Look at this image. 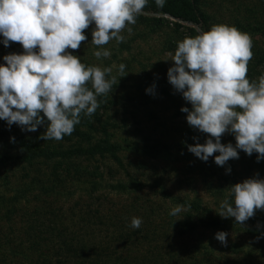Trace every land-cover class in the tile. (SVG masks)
<instances>
[{
    "label": "rangeland",
    "instance_id": "1",
    "mask_svg": "<svg viewBox=\"0 0 264 264\" xmlns=\"http://www.w3.org/2000/svg\"><path fill=\"white\" fill-rule=\"evenodd\" d=\"M192 1L195 9L199 7L202 13L198 23L156 12L153 9L155 0H148L136 23L128 25L131 33L126 28L121 32L124 36L122 42L112 39L102 46L111 52L109 57L97 59L94 55L101 47L91 41L94 23L83 30L87 40L82 41L78 49L66 50L80 57L86 66L111 67L108 78L118 80L116 85L113 84L112 92L97 97L100 106L94 114L82 113L87 121H80L77 125L89 133V141L72 134L61 140H43L41 135L48 123L46 118L34 132L21 131L16 124L9 127L0 120V194L5 201L3 205L0 203V242L5 235L13 245L23 239L21 232L25 217L36 205H43L45 217L42 221L45 224L68 227L76 221L71 216L74 204L94 207L97 204L95 199L103 197L101 203L109 210H106L108 215L117 216L110 222L123 224L122 218L129 216L125 214L126 207L132 205L136 210L125 224L131 227L133 217L142 218L141 226L161 230L160 236L165 239L173 236L169 229L171 220H185L186 215L191 216L196 229L176 236L180 264H264V209L255 210V214L243 224L237 223L234 217L223 218L217 213L232 185L247 178H264V171L251 161V157L257 154L254 151L249 156L237 149L238 158L219 166L214 160L218 152L206 162L191 153L187 145L204 143L210 134L189 126L187 114L181 111V107L191 109V104L167 78V69L174 63L168 53L174 54L178 41L195 36L201 29L208 30L214 24H227L251 36L253 56L247 67L258 82L264 77V0ZM165 4H168L167 0ZM23 51L19 42L10 41L7 47L0 43V63H6L4 55ZM121 63L126 65L127 73L123 77L118 71ZM153 85L154 94L147 93L146 89ZM87 86L91 89V82ZM40 114L43 116L42 111ZM1 130L13 134L4 136ZM103 132L108 133L110 143L118 146V164L109 156L100 159L95 155L92 159L80 158L74 162L68 154H58L49 160L41 155L44 149L62 152L74 145L86 147L101 143L105 138ZM18 133L22 136H16ZM221 143L235 145L234 135L224 133ZM152 146L154 148H148L150 153L143 152L145 147ZM23 148L30 150L32 165L16 159L19 149ZM25 158H30L29 154ZM249 164L252 169H248ZM101 178L103 180H99ZM129 179L141 182L142 187L131 186L124 193L110 192L109 185ZM86 180L98 183L92 193L93 201L83 192ZM52 184H55L53 188L58 190L57 193L50 191ZM60 194L62 196H58ZM15 195L21 198L17 205L11 201ZM7 198H10L8 203ZM193 201L196 207L190 209L187 204ZM177 205H182L183 211L178 216L170 215ZM6 208L10 213H5ZM50 211L57 217L50 215ZM202 220L215 222L217 226L206 228L200 225ZM100 228L104 229V226ZM218 231L229 234L227 245L215 238ZM149 254L154 253L149 251ZM10 257L13 261L20 259L18 255Z\"/></svg>",
    "mask_w": 264,
    "mask_h": 264
},
{
    "label": "clouds",
    "instance_id": "2",
    "mask_svg": "<svg viewBox=\"0 0 264 264\" xmlns=\"http://www.w3.org/2000/svg\"><path fill=\"white\" fill-rule=\"evenodd\" d=\"M147 3L0 0V43L7 47L10 41L19 42L24 50L4 55L6 63H0V120L9 127L16 124L21 131L34 132L46 118L43 140L71 135L81 113L94 114L100 106L97 97L112 92L118 80L108 78L111 67L86 66L66 50L78 49L87 40L83 30L94 23L91 41L101 46L94 55L97 59L109 57L111 52L102 46L112 39L122 42L121 32L127 28L131 33L128 25L136 23ZM155 3L163 7L166 0ZM252 47L248 33L232 25L214 24L178 41L174 54L168 53L174 61L167 69L168 81L191 104V109L181 107L187 123L210 134L204 143L187 145L205 162L218 152L215 163L223 166L239 157L237 149L249 156L255 151L257 161L264 159V77L258 82L247 78ZM118 71L120 77L126 75V65L119 64ZM154 88L146 92L154 94ZM226 132L234 135L235 145L221 143ZM219 207L221 217H234L243 224L255 210L264 209V178L235 183ZM182 211L183 206L177 205L170 215L178 216ZM142 222V218L133 217L131 227L139 228ZM214 235L227 245L228 233L218 231Z\"/></svg>",
    "mask_w": 264,
    "mask_h": 264
},
{
    "label": "trees",
    "instance_id": "3",
    "mask_svg": "<svg viewBox=\"0 0 264 264\" xmlns=\"http://www.w3.org/2000/svg\"><path fill=\"white\" fill-rule=\"evenodd\" d=\"M177 2L176 4H173ZM168 4H164L163 7L154 5V11L161 13H168L171 16L183 21L192 23H198L199 16L202 13L198 8L195 9L194 2L192 0H167ZM247 78L250 81L253 79V74L247 71ZM80 121H87L85 116L81 113ZM16 131V130H14ZM2 135L5 136L13 134L12 131L1 130ZM105 138L101 143H95L86 147L71 146L68 149L58 150H42L41 155L46 159L54 158L58 154L60 156L68 154L69 157L74 159L86 158L92 159L95 155H98L100 159H105L107 156L115 161L119 162L117 153L118 146L109 142L107 132H103ZM72 135L75 138H85L89 141V133L82 131L78 125L74 126ZM16 136H22L17 134ZM21 142H23L20 139ZM104 144V145H101ZM148 148L145 147L144 153H150ZM23 151V152H22ZM156 152L157 149L155 150ZM20 154H16V159L24 160L28 165H32L33 158L30 154V150L23 148L19 149ZM29 154L30 158H25ZM36 155V154H35ZM11 160L12 156H7ZM257 155H253L250 159L255 164L256 168L264 171V159L257 161ZM121 165V164H119ZM252 165L249 164L248 169ZM93 173V172H92ZM88 175V174H87ZM96 175V174H94ZM102 176L99 174V177ZM99 180H103L102 178ZM95 181V180H94ZM86 180L83 192L87 195L88 199L92 200V193L95 192L97 182ZM55 184L50 185L49 189L53 193L55 191ZM130 186V187H129ZM131 186L139 189L142 187V183L136 179H129L128 181H116L115 184L109 185L110 192L113 190L126 192L132 188ZM116 193V192H115ZM57 195V194H54ZM62 196V194L58 195ZM100 197V196H99ZM103 197L96 198V206L90 205L79 206L74 204V208L71 210V216L76 218L75 224L65 227L57 224L49 225L45 224L42 220L45 217L43 211V205H36L33 210L30 211L28 217H25V227L21 232L22 240L16 245H13V241L4 237L3 242H0V264H180L181 258L178 256L179 245L178 238L176 236L192 233L196 229L195 222L192 221L191 216L186 215L185 220L173 219L169 225L173 236L169 238H162L160 236L159 229L140 226L133 229L125 224L127 218H130L135 212L136 208L132 205L126 207L127 218L123 217V224L117 225L114 222H110L116 219V214L113 217L109 216L107 209L102 205ZM10 201V198L6 199V203ZM12 204L21 202L19 195H15L12 199ZM0 203L5 204L4 196L0 194ZM94 205V204H93ZM191 207H196L195 202L187 204ZM74 209V210H73ZM107 210V211H106ZM5 213H10L9 209H5ZM50 215L56 214L49 212ZM59 221V220H58ZM37 223V224H33ZM204 227L217 226V223H210L208 221L200 222ZM104 226V229L100 227ZM156 237V238H155ZM2 243V244H1ZM4 248V249H3ZM133 252L132 254L129 253ZM149 251H153L154 254H149ZM143 252V253H141ZM16 254V255H15ZM145 254V256L143 255ZM19 256V261L11 260L10 256ZM32 262V263H31ZM196 264V262H194Z\"/></svg>",
    "mask_w": 264,
    "mask_h": 264
}]
</instances>
